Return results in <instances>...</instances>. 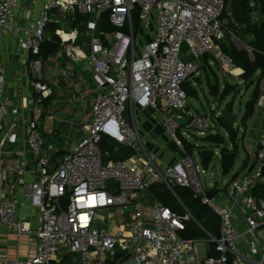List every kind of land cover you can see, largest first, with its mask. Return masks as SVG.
Segmentation results:
<instances>
[{
  "label": "built area",
  "instance_id": "built-area-1",
  "mask_svg": "<svg viewBox=\"0 0 264 264\" xmlns=\"http://www.w3.org/2000/svg\"><path fill=\"white\" fill-rule=\"evenodd\" d=\"M21 2L0 0V43L4 36L16 37L22 64L35 72L40 63L30 58L39 55L47 29L56 25L61 50L87 62L97 93L87 136L55 166L42 154L45 144L37 122L26 123L27 152L39 173L35 182L26 184L24 152H7L0 159V182L13 181L14 188H22L20 197L12 192L2 197L0 227L36 241L32 257L9 264H62L67 255L80 264H264L259 233L264 228V199L253 194L264 185V128L253 166L224 188L231 208L211 197L212 189L203 180L205 170L184 154L187 121V128L200 132L211 128L204 116L191 113L187 119L184 85L198 75L197 62L210 55L227 76L240 78L243 72L237 73L232 58L216 46L226 37L253 60V50L227 27L238 24L226 0H45L38 18L23 27L16 24L25 13ZM248 8L260 13L259 0H248ZM82 16L89 19L82 21ZM103 16L113 33L100 29ZM78 19L84 34L70 26ZM81 36L88 39L85 55L77 44ZM32 86L36 104L51 96L48 85ZM129 111H135L132 117L145 111L158 113L177 150L175 156L178 151L184 155L173 165L156 163L147 151L148 140L128 120ZM17 114L18 107L6 93L5 71L0 69V132L4 119ZM7 143L15 144L16 136L10 135L0 146ZM121 148L131 150V155L113 160ZM109 181L115 183V193ZM155 185L172 193L173 188L191 190L193 199L218 218L219 235L204 232L201 240L185 237L188 224L195 222L188 210L180 214L154 198L141 199L142 192ZM26 204L36 212L35 228L23 214ZM240 207L245 216L239 227L234 208ZM199 245L204 247L203 256L197 252Z\"/></svg>",
  "mask_w": 264,
  "mask_h": 264
},
{
  "label": "crops",
  "instance_id": "crops-1",
  "mask_svg": "<svg viewBox=\"0 0 264 264\" xmlns=\"http://www.w3.org/2000/svg\"><path fill=\"white\" fill-rule=\"evenodd\" d=\"M44 1L45 0H22L21 3L23 8L25 9V13L22 17L16 20V24L23 27L28 23L34 22L39 16V11L41 10ZM226 1L230 4L232 0ZM229 4L227 3V6H229ZM261 15V12L257 14L250 11L251 22L256 25L260 24L262 21H264V19H262L264 15ZM78 26L76 25L74 26V28L78 29L79 32H82V34H84V30L81 27L79 28ZM149 31L153 33L154 26H152ZM50 34L54 35V32ZM47 36L46 40L50 38V35ZM82 39H84L87 43L88 39L85 36H81L77 42V44L80 45L81 52L83 53V55H85L88 52V44L82 41ZM16 45L17 40L14 36H4L1 39L0 69H3L5 71L6 93L9 95L12 104L18 107V114L16 116H7L4 119L3 130L0 132V143L2 140H7L10 135L16 136V143L13 145L7 143L5 147L0 146V159H4L7 152H24L28 161L25 181L26 184L29 185L38 179L39 173L35 161L27 152L24 132L26 123L31 120H35L37 122L38 128L41 132L45 144L42 154L48 158L51 166H55L65 155L72 152L76 148L77 144L87 136L88 124L91 116V108L97 90L93 83L91 71L87 66V62L81 58H70L67 54H65L60 48V40L57 51L51 56L47 58H42L40 56H34L30 58L32 62L37 61L38 63H40V65L35 69V72H33L28 66H24L22 64L23 55L20 52L16 51ZM210 58L211 56L208 55V58H205L206 62L205 60L197 62L199 73L188 82L187 87L196 93L195 97H197L198 94L195 88H201V82L205 83V81L206 84L208 83V85L211 87L212 85L209 84V78L211 76H216V74L214 73V69L216 68V66ZM207 62L209 63V65ZM203 77L204 80H202ZM35 82H41L48 85V87L52 91L51 96L43 98L40 104L35 103L38 97L32 86V84ZM261 92L262 93H260L255 113L246 122V132L244 131L245 129H243V134H245V136L236 144L237 157L239 148L244 151L245 155L244 159L241 161V166L234 173H232V170L234 169V166L236 164L237 157L235 159L234 166L230 170L228 175H223L220 164L221 148L226 147L228 150H231L233 147L232 143L229 147L227 145L218 146L214 143L208 142V144L216 146V152L214 151L215 149L207 150L212 151L214 160H219V173L221 177H227L228 181H222L221 185H219V181H213L207 185L206 181L204 180V183L209 186L210 189H212L210 191L211 197L215 198L220 204H222L223 207L226 208H231L232 206L225 198L224 188L226 184L231 180L239 177L246 169H250L255 161L258 138L262 128H264V90H261ZM211 96L214 97L213 95ZM42 104H45L49 108L56 106L57 108L61 109L62 111H60L65 115L64 118L66 119L63 121H58L57 126L54 125V115L48 113L45 109H42ZM226 111L230 113L231 108ZM190 113L191 112H189V109H187L188 120L190 119ZM138 115L135 117L128 115V117L130 116V122L138 127L141 136H144L149 142L151 141V138L155 136V134H158L157 132L161 128L159 125L156 126V124H148V122L144 121L141 118L140 114ZM156 117H158L159 120L161 119L159 115H156ZM213 118L214 120L216 119V114H214ZM142 121L145 124L144 127H146L145 130L143 129V131L145 132L144 135V132L140 131V123H142ZM63 127L67 128L71 132V134L77 136V138H74L73 140L74 142L76 141V144L72 147H69L68 149L62 147L61 143H58V138L55 139L57 136H59V132L63 129ZM161 130L163 132V128ZM243 131H240V133H242ZM216 134L220 135V132H213V129L212 132L210 130L209 134L207 133L208 137ZM243 134H241L240 136H242ZM225 135H227L226 132ZM221 136L223 135L221 134ZM186 142L189 145H193L189 141ZM152 144L154 145L155 149L159 150L155 155L152 156L154 160H158L156 163L162 165H173L179 160V155L175 156V152L177 150H175V147L170 142L169 147L175 150L171 155L163 154V152L159 148L160 144L159 146L156 145V142H152ZM195 146L196 145H194V147ZM161 149H163V147H161ZM201 152L202 151L200 150V153ZM198 164L201 165L200 157ZM3 165L6 167L9 165V162L6 161ZM203 169L206 172L203 179H206L208 170H215L214 167L211 166L207 169ZM228 177L230 178L228 179ZM11 183L12 184H4L0 182V201L2 200L4 194H11V192L13 195H16L18 197L21 196L22 188H14L13 181ZM234 210V220L236 224H239L240 227L242 218L245 216V212L241 209V207L238 210L234 208ZM23 214L27 217V219L31 220V227L35 228V226L37 225L35 217L36 212L30 207L29 204H26ZM259 233L260 236H262V242H264V228H261ZM35 248L36 241L33 239V237H18L15 231H7L0 227V255H3L5 257V259L0 260V264H9L15 260L30 258L34 255Z\"/></svg>",
  "mask_w": 264,
  "mask_h": 264
},
{
  "label": "trees",
  "instance_id": "trees-1",
  "mask_svg": "<svg viewBox=\"0 0 264 264\" xmlns=\"http://www.w3.org/2000/svg\"><path fill=\"white\" fill-rule=\"evenodd\" d=\"M260 2V12L262 15H264V0H259ZM230 10L233 14V17L235 21L238 24V28H233L231 25L227 26L228 29L241 41L244 45L249 46L253 50V60L251 61L247 55V53L244 50H237L235 48L229 49L226 46L219 44L220 49L228 54L234 63V66L237 69V73L243 72L241 75L242 81H247L250 78H252L256 73H259L260 75L264 76V21H262L260 24L256 25L250 20V9L248 8V0H232L230 2ZM80 19V17H79ZM77 20V22H71L70 26H78L80 20ZM88 16H82L81 20L86 21L88 20ZM100 29L106 33H113L114 29L109 25L107 22V19L105 16L101 19ZM135 26L137 28L138 24L135 22ZM57 29L56 25L50 26L46 34L50 35V38L45 40L41 47L39 55L42 58H47L54 54L58 49L59 40L56 36L50 34L53 33ZM48 37V36H47ZM227 40H229L226 37ZM231 43V42H230ZM208 58V56L204 57L203 60ZM211 59V58H210ZM212 60V59H211ZM208 63V62H207ZM209 65V63H208ZM188 83L184 85L187 97L192 96L194 97L196 95L195 92H193L191 89L187 87ZM218 87L217 86H211L210 87V93L214 97L217 96ZM234 89L233 87L228 86L227 84L224 85L223 89V97H226L228 94H230V90ZM260 96V89L258 86L255 87V90L253 91V94L251 95L250 100L245 105L244 114L242 117L243 121H248L255 113L257 103ZM231 107V105L228 106V109ZM216 122L220 124V126L224 129L228 136V140L232 143V149L228 150L226 147H222L220 151V164H221V170L223 175H228L230 170L234 166L235 159L237 157V141H236V134L235 130L232 127L231 124H227L223 118L217 117ZM207 142L214 143L218 146H225L226 140L221 135H213L209 136ZM185 148L189 153L194 149V146L189 145L186 141H184ZM102 147H105L104 144H101ZM132 151L128 149L121 148L119 155H116L113 157V160H122L125 159L127 156L131 155ZM200 163L201 166L205 169H207L212 161V158L214 157L212 151L209 150H203L200 154ZM177 189H180L178 192L181 194V196H184V200L186 203H182L184 205V208L190 212L192 215L194 221L201 227L199 229L195 226V224L189 223L186 230L185 237L187 238H194L198 239L204 236L203 232L208 233L209 235L213 237H217L219 235V220L218 218L209 210L207 206L202 204L200 201L195 200L189 197H187L186 190H183L182 188H173V192H170L165 186L161 185H155L150 187L147 192L150 195H153V198L157 200L158 202H161L164 206L172 209L173 211H177V203H176V195H177ZM254 196L257 198L264 199V185H261L254 191ZM68 257V256H67ZM63 260L62 264H65V261L67 259ZM66 264H69L66 262Z\"/></svg>",
  "mask_w": 264,
  "mask_h": 264
},
{
  "label": "rangeland",
  "instance_id": "rangeland-1",
  "mask_svg": "<svg viewBox=\"0 0 264 264\" xmlns=\"http://www.w3.org/2000/svg\"><path fill=\"white\" fill-rule=\"evenodd\" d=\"M227 3L229 4V2L226 1V5H227ZM229 6H230V4H229ZM229 6H227L228 10H230ZM262 19H264V17H262ZM96 36L98 37V35H96ZM82 41L87 43L84 39H82ZM219 44H222L229 49L235 48L232 46L230 41L227 40L226 38L223 39L222 42H216L217 47L219 46ZM141 45L142 44L140 43L139 47H141ZM211 59H212L214 65L216 66V68H218L217 63L212 56H211ZM216 68L214 69V73L216 74V76H211L210 78L208 76V78H209V84L210 85H212V86L216 85L218 87L217 97H212L210 95L211 94L210 93V91H211L210 86L208 85V83L206 84V81H205V83L201 82V84H200V85H202L201 88H199V89L195 88L197 93H198L197 97L189 96L187 99L189 112H191V113L197 112L194 114H198L200 116H202L203 114H206L203 116H205V118L210 119L209 124L211 126V128L205 129V130H203V132H200V130L193 128V127L187 128V124H189L190 121L189 122L187 121L186 125L183 126L185 128L183 130V132H185V135H187V137H188V138L185 137L187 139V141H189L191 144H193L192 146H194V145L197 146V147L195 146L196 148L194 147V149L191 151V153H189L187 151V149L184 148V154L185 155H193V158H194L196 163H199L198 154H200V150L201 151L207 150V149L214 150L216 147L215 145H210L207 142V140L209 138L207 133L209 134L210 130L212 132V129H213V132H220V135L222 134L224 136V139L227 141L226 145L229 147L231 146V142L228 140V136L225 135V131L222 129L220 124L216 122V119L214 120V118H213L214 114H216V118L220 117L219 114H220L221 110H228V105L229 104L231 105L230 113L234 117V121L232 122V127L235 130V134L237 135L236 140H237V142H239L245 136V134H243L244 131L246 132L245 125H246L247 121L242 120L244 110H245V105L249 101L250 96L253 94V91L255 90L256 86L259 87L260 93H262L261 90H264V76H262L260 74H255L249 80L242 81L241 78L229 77L223 71H221L219 68L218 69H216ZM210 74H212V73H210ZM205 78H206V76H205ZM202 80H204V77L202 78ZM224 84H228L230 87L234 88V89L230 90L231 91L230 94H228L226 97H223V95H224L223 94L224 93L223 92ZM42 109H45L48 113H51L54 115V125H56V126H57L58 121H63L66 119V118H64L65 115L61 113L62 110L57 108L56 106L49 108L45 104H42ZM131 113H135V111H129L128 115H131ZM140 115L144 121L148 122V124H156V126L159 125L161 129L163 128L162 124H160L159 118L156 117V115H158V114H154L151 111H145V112H141ZM128 120L131 121L130 116L128 117ZM144 125L145 124L142 121V123H140V131L141 132H144L143 129L144 130L146 129V127H144ZM161 129H159V131L157 132L158 134H155L156 137L155 136L152 137L151 141H149L147 143V147H146L147 151L152 156L155 155L159 151L158 149L154 148V145L152 144V142H154V143L156 142V145L159 146V144H160V146L163 147V149H161V147L159 146V148L163 152V154H170L171 155L176 150V149L175 150L171 149L169 147V141H168V138L165 134L164 128H163V132ZM243 129H245V130L243 131ZM240 131H243V132L240 133ZM144 134H145V132L143 133V135ZM241 134H243V135L240 136ZM140 135H141V133H140ZM239 136H240V138H239ZM142 137H144V136H142ZM74 138H77V136L74 134H71V132L67 128L63 127V129L59 132V136H57L55 139L58 140L59 144L61 143L62 147L68 149L69 147H72L73 145L76 144V141L75 142L73 141ZM239 145H240V143H239ZM214 151L216 152L217 150L215 149ZM184 154L182 153V155H184ZM178 155L182 156L179 151H178ZM244 155H245L244 151L241 148H239L238 157L236 159V164L234 166V169L232 170V173H234L241 166V161L244 159ZM157 161L158 160L156 159L155 162H157ZM218 161L219 160H216V159L214 160V158H212V161H211L209 167L210 166L214 167L215 170L214 171H211V170L207 171L206 179H203L206 181L207 185L213 181H219V185H221L222 181H224V180L228 181L227 177H221V175L219 173V164H218L219 162ZM229 178L230 177H228V179ZM179 190L180 189H177V195H176V203H177V207H178L176 212L181 214V213H184V211H185L183 204L186 203V201L184 200L185 199L184 196H181V194H179V192H178ZM183 190H186L187 197L192 199V191L189 189H183ZM141 199H144V201H146V199H150V202H151V201H153V196L150 195L147 191H145V192H142ZM192 224H195L196 227L201 229L195 222H192ZM205 236L206 235L204 234V236H202L201 238L199 237L200 240L203 239ZM197 252L200 256H203L204 255V247L202 245H199L197 247ZM67 256H66L67 259L65 261V264H66V262L69 264H80L79 261L77 260V258L73 257V255H67Z\"/></svg>",
  "mask_w": 264,
  "mask_h": 264
},
{
  "label": "water",
  "instance_id": "water-1",
  "mask_svg": "<svg viewBox=\"0 0 264 264\" xmlns=\"http://www.w3.org/2000/svg\"><path fill=\"white\" fill-rule=\"evenodd\" d=\"M223 120L227 123V124H231L234 121V117L226 110H221L220 114H219ZM108 187L110 188L112 193H115L116 189H115V183L112 181H109L108 183ZM65 203L64 200H62L60 202V205L63 206Z\"/></svg>",
  "mask_w": 264,
  "mask_h": 264
}]
</instances>
